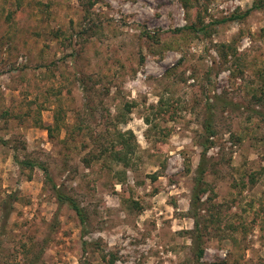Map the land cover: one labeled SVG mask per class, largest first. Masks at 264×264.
<instances>
[{
	"label": "rangeland",
	"instance_id": "obj_1",
	"mask_svg": "<svg viewBox=\"0 0 264 264\" xmlns=\"http://www.w3.org/2000/svg\"><path fill=\"white\" fill-rule=\"evenodd\" d=\"M255 1L0 0V264H264V9L216 22Z\"/></svg>",
	"mask_w": 264,
	"mask_h": 264
},
{
	"label": "trees",
	"instance_id": "obj_2",
	"mask_svg": "<svg viewBox=\"0 0 264 264\" xmlns=\"http://www.w3.org/2000/svg\"><path fill=\"white\" fill-rule=\"evenodd\" d=\"M89 6L93 5L94 3L92 0H89ZM264 9V3L261 1H255L253 6L246 10L245 12L242 13H233L229 17H225L223 19H220L216 21L217 23H223V22H229V21H240L248 17L253 10H260ZM212 23L209 24H204L201 27H197L195 23L192 25H187L184 28L178 29V32H182L183 30H192V31H206L208 26ZM218 50L221 52V55L224 57H227L229 55L230 50H232L233 54H235V50L232 49L231 44H221L218 46ZM232 54V55H233ZM262 80H264V77L262 76ZM264 96V95H263ZM264 97L261 96V99L263 100ZM260 102V101H259ZM209 110H212V108L209 106ZM149 120V119H148ZM204 136L203 139L200 143L202 146V151H201V156H200V162L198 164V167L196 169V175H195V184L192 189V195H191V201H190V211L189 215L194 219V224L195 228L192 231L194 233V242L196 243L197 249H196V255L198 259H201L204 255V248L202 247V240H203V232L201 228V223H202V214L201 211L203 210V205H204V196L207 193L208 188L206 187V181H205V176L206 172L208 170L209 166V156L208 152L213 146L214 142V137L217 134V131L215 130L214 126V114L210 111L205 123H204ZM123 138V135L118 136V141ZM130 148V147H128ZM114 152V151H112ZM16 162L20 167H35L38 166V163H35L34 161L31 160H20L18 156L15 157ZM41 166V165H39ZM43 171L46 174L47 181L51 183V188L54 192L55 198L59 204V206H64L67 205L70 207L79 217L81 223L84 225L87 221L86 214L84 212L83 207L78 203V201L67 194L63 189L58 187V185L55 183L53 177L51 176L50 172L46 167H41ZM18 200L16 196L12 193L8 195V198L4 201V207H3V226L6 227L9 216L14 208V203ZM206 224L203 225V227H208L207 223L208 221H205ZM32 252V250H29V254ZM41 253L40 251L35 253L33 257H27L26 261H28L26 264H39L41 260Z\"/></svg>",
	"mask_w": 264,
	"mask_h": 264
}]
</instances>
